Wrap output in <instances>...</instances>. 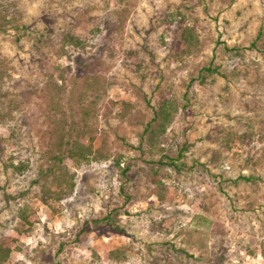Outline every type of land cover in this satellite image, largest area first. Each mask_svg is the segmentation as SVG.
I'll return each mask as SVG.
<instances>
[{
  "label": "rangeland",
  "instance_id": "rangeland-1",
  "mask_svg": "<svg viewBox=\"0 0 264 264\" xmlns=\"http://www.w3.org/2000/svg\"><path fill=\"white\" fill-rule=\"evenodd\" d=\"M0 2L3 91L10 99L32 95L10 122L0 112V237L16 239L9 263L264 264V0ZM177 8L199 38L182 60L171 58L176 24L162 23ZM81 16L97 30L85 48L60 55L61 32ZM162 92L174 123L165 141L145 139L139 148ZM58 121L70 130L66 139L88 125L83 140L93 136L107 156L66 154L60 170L49 134ZM228 132L229 145L221 140ZM186 136L189 166L162 175L170 201L162 204L151 182L131 180L129 192L138 191L121 216L125 229L101 220L126 199L116 157L168 160ZM70 180L73 189L61 193ZM47 184L58 193L46 202ZM111 251L117 259L106 258Z\"/></svg>",
  "mask_w": 264,
  "mask_h": 264
},
{
  "label": "trees",
  "instance_id": "trees-1",
  "mask_svg": "<svg viewBox=\"0 0 264 264\" xmlns=\"http://www.w3.org/2000/svg\"><path fill=\"white\" fill-rule=\"evenodd\" d=\"M1 4V2H0ZM162 23H171L176 24L175 30V38L171 45V58L173 60H182L187 54L195 51L199 44V38L196 33V29L194 26L188 23L186 19V15L182 12L180 8H177L175 11L167 12L164 14V17L162 18ZM98 27H92L84 17H80L74 25H71L69 28H65L61 32V38H60V46L58 47V52L60 55L67 54L70 47L72 48H85L86 46V37H90ZM46 33H42L41 37H38L37 43H43V38H46ZM262 38V31L260 30L258 33V36L255 40H253V43L256 44L258 39ZM38 45V44H37ZM131 54V53H130ZM131 56V55H130ZM89 59L91 61H94L95 57L91 56ZM208 72H214L216 69L213 66L207 67ZM203 77V76H202ZM5 81L3 76H0V112L2 113V117L5 122H10L14 118V114L18 109L22 108V105L29 104L31 101V96H25L24 98H21V100L17 98H9V95L6 94L3 91V82ZM6 95V96H5ZM5 97L6 101L2 100V98ZM9 98V101L7 100ZM154 107V116L152 119H150L145 127L144 130L141 133V141L138 145L139 148L143 147V142H145V139H149V141L155 142L156 141H165L167 139V129L174 123L175 115L172 111L173 103L170 98V95L168 92H162L161 98L157 102V104ZM186 109L187 114L189 113V109ZM56 128L51 130L49 134L52 133V135L56 138L59 152L53 153L52 157L56 159L57 161V167L60 168V163L64 161L65 157L64 155L67 154V157L72 160L77 161H83L88 159L89 156L93 155L95 153L97 158H104L107 155L104 154L101 149L96 150L93 144L94 137L92 136L90 142L84 141L83 138L85 137V134L88 133V125L85 128H82V130H76L77 136L72 138L66 139V134L70 130L67 129L68 132H66V128L61 124V121L56 122L55 125ZM87 128V129H86ZM14 130V129H13ZM243 135V136H242ZM250 135V134H249ZM188 136V135H187ZM186 136L185 140L182 142L181 146L178 148L177 152L178 154L174 157L169 156L168 160H164L162 158L159 159H151V158H142L143 161L142 164H140L135 157H129L127 159H124L122 155L116 157L114 159L113 165L115 168H117L119 173V179L121 180L119 191L121 194L125 196V202L121 205H115L113 206L108 213L101 219L105 222H107L112 229L116 231H123L125 229V226L120 222L121 216L123 213H125L126 205L129 203L135 196L136 192L138 191V187H136V192H129L130 185L128 184L129 181H134V183H137L136 181H139L140 179H145L147 182H151L153 184L154 192L156 193L157 197L159 198V201L162 204L167 203V201H170L168 197H166V184L162 180V175L165 171L164 167H172L173 169L181 170L185 167H188L189 165L185 161L186 155L185 152L191 147L193 142L188 139ZM242 137L246 136V133L241 134ZM8 143L10 145H15L19 148V139L16 140L13 136H10ZM158 139V140H157ZM235 139V135L232 132L226 133L224 136L221 137V140L225 144H230L231 141ZM66 148V151H63V148ZM161 149H165L164 144L161 143L160 145ZM17 151V149H15ZM53 151V150H52ZM13 153V152H12ZM184 158V159H183ZM182 159V160H181ZM138 169V173L132 174L134 171V168ZM16 169L21 168V165L18 164V166H15ZM55 168L51 167L47 171H45V177L46 179H50L52 177V174L54 172ZM56 171V170H55ZM59 175V176H58ZM61 174L57 172V175L55 176L56 181L63 182L64 179H60ZM246 180H250L253 177L251 176H242ZM52 178V181L55 180ZM70 188H69V187ZM73 186H75L74 181L70 180L69 184H67V188L61 187L60 192L66 193L68 190H72ZM56 189L52 188V184H47L45 186V189L42 191L41 197L44 199V201L49 200L50 193H58L55 192ZM20 216L25 221L28 220L27 214L25 212H20ZM100 221V220H99ZM98 222V221H96ZM155 229V225L153 226ZM169 232V230H167ZM16 241V239L12 236H1L0 237V264H17V263H9L8 260L11 255L12 251V245ZM167 248V247H166ZM116 252L111 251L107 253L106 258L107 259H117L115 257ZM224 256L222 255L221 258ZM170 260V257H168ZM222 261H219L217 264H222Z\"/></svg>",
  "mask_w": 264,
  "mask_h": 264
}]
</instances>
